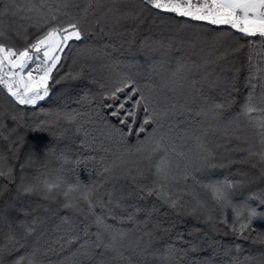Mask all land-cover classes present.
Masks as SVG:
<instances>
[{
    "label": "trees",
    "instance_id": "1",
    "mask_svg": "<svg viewBox=\"0 0 264 264\" xmlns=\"http://www.w3.org/2000/svg\"><path fill=\"white\" fill-rule=\"evenodd\" d=\"M11 2L4 0L5 5ZM15 3L18 5L17 14L5 15L0 21L7 45L22 49L25 46L22 39L25 28L29 41L38 34L35 28L30 27L36 12L28 9L33 7L44 13L60 9L56 14L64 22L69 19L63 15L65 11L79 16L87 9L91 30L86 40L72 42L82 50L77 52L75 47L66 50L67 58L53 73L55 78L57 74L63 75L70 70L78 72L82 67L83 78L55 85L50 83L49 97L35 107L16 105L22 109L18 113L13 110L14 101L0 88V111L5 114L2 131L7 137L0 139V155L3 157L0 166L5 172L12 169L11 177L0 178L7 185L0 199V245L8 244L10 228L16 233L21 231L18 222L39 217L42 222L37 225L29 243L40 249L44 264H99L101 260L109 264H127L126 260H114L115 252L100 255L104 252L102 245L110 237H116V247L132 260V264H177V261L179 264H234L237 258L243 260L244 257L253 258L245 264H264V245L236 239L230 232L225 235L228 229L223 225L218 226V231H213L203 217L196 219L185 215L183 208L177 211L157 195H149L147 189L158 187L151 174L138 179L137 183L120 173L105 174L107 179L97 175L102 170L99 163L102 157L107 164L118 149L124 151L117 129L126 127L118 118L111 116V109L101 107L102 103L110 102L100 99L104 91L102 84L110 86L120 76L128 75L141 87L147 86L146 91L152 89L149 95L153 106L158 111L168 112L161 118L160 131L166 134L169 142L175 143L177 152L195 158L198 145L214 147L225 142L216 130L219 127L217 112L222 111L229 120L239 116L242 105L253 92L256 103H259L260 83L264 81L258 83L254 73L257 64L264 63L256 55L264 56L261 45L257 42L251 46L253 57L250 66L246 40L240 41L246 44L241 53L219 59L225 47L217 42V36L226 29L190 21L172 13H159L158 10H152L151 14L143 13L136 20L115 18L114 13L135 15L139 8L136 0H74L67 9L61 7V0H15ZM28 16L33 20L27 19ZM236 35L239 36L238 33ZM178 62L191 71L174 76ZM249 76H252L255 87L248 85ZM233 83L236 85L232 92L233 102L222 110L216 109L214 105L225 103ZM56 110L75 111L80 115L75 123L61 122L58 128L34 130L40 113ZM9 114L19 117V126L8 118ZM143 116V111L138 113L137 123ZM152 127L155 125L149 126V131ZM235 135L258 142L259 129L244 121L235 130ZM13 140L17 144L10 150ZM128 142L136 144L137 137H128ZM85 143L89 146L85 147ZM236 143L234 140L233 145ZM235 155L240 157L244 154ZM127 159L134 161L136 157ZM176 159L183 171L184 159ZM61 165L69 183L78 180L82 185L96 189L93 199L100 197L105 207H96L95 211L110 227L98 228L95 218L88 212V204L82 199L79 200V209L73 210L62 207L65 202L62 196L46 200L18 190V186L27 183L38 169ZM197 179L202 183L251 180L252 183L235 199L247 201L258 212H264V206L258 201L248 200L250 195L264 190V179L250 164H228L197 174ZM198 187L189 176L186 184L173 182L164 190L182 195L195 192ZM180 203L184 208H190L194 201L191 196L183 195ZM24 212L29 215L25 217ZM254 228L264 231V221L254 222ZM71 237H78V240L69 244ZM193 245L197 250L189 251ZM237 245H240L239 249Z\"/></svg>",
    "mask_w": 264,
    "mask_h": 264
},
{
    "label": "snow or ice",
    "instance_id": "2",
    "mask_svg": "<svg viewBox=\"0 0 264 264\" xmlns=\"http://www.w3.org/2000/svg\"><path fill=\"white\" fill-rule=\"evenodd\" d=\"M73 2L74 0H61V7L67 9ZM136 3L139 8L135 15L128 12L114 13L115 18L131 17L136 20L143 13L151 14L152 10H158L159 13H172L190 21L203 22L226 29L217 36V42L225 47V51L219 59L241 53L246 44L240 41L246 40L249 48L250 66L253 57L251 46L258 42L264 49V0H136ZM17 10L18 5L15 0H12L8 5L4 4V0H0V21L5 15H16ZM28 11L36 12L35 21L30 24V27L35 28L38 34L29 41L27 28H25L22 37L25 46L22 49L5 44L6 33L0 27V88L6 89L7 94L14 101L13 110L17 113L22 109L16 108V105L35 107L38 102L49 97L50 83L55 85L83 78L82 67L78 72L74 73L70 70L63 75L57 74L55 78L53 73L58 71L62 60L67 58L66 50H71L73 47L77 52L82 50L81 46H74L72 42L86 40L91 30L87 22V9L79 16L65 11L63 15L69 17L67 22L62 21L56 14L60 9L44 13L33 7ZM26 18L30 21L33 20L31 16ZM256 55L260 60H264V56H261L260 53H256ZM185 71H191V69L182 62H178L173 75H180ZM254 75L258 77V83L264 81V63L257 64ZM247 83L250 87H255L252 76H249ZM101 88L104 89L100 96L101 101H110L106 105L102 103L101 107L111 109V116L118 118L120 124L126 127L117 129L124 151L121 152L118 149L107 164L104 163L102 157L99 161L102 170L97 175L107 179L105 174L120 173L133 183H137L138 179L146 178L147 174H151L155 177L154 183L158 187L155 190L147 189L149 195H157L165 204L177 211L183 208L185 215H192L196 219L203 217L204 222L213 231H218V226L223 225L228 229L224 233L225 235L230 232L236 239L252 240L253 243L264 245V231H257L254 228V222L264 221V212H258L247 201L235 199L252 183L251 180L202 183L197 179V174L225 167L228 164H250L252 168L259 170L260 178L264 179V83H260L259 103H256L255 93H250L242 105L239 116L229 120L223 116L222 111L217 112L216 120L219 127L216 130L221 133L225 142L216 144L214 147L207 144L198 145L199 151L195 158L187 153L177 152L175 143L169 142L166 139V134L160 131L162 128L161 118L166 117L168 112L158 111L153 106L149 95L152 89L149 88L146 91L147 86L141 87L134 78L128 75L120 76L117 80L112 81L110 86L102 84ZM235 88L236 85L231 84L228 95L225 97V103L216 104L214 107L222 110L226 106H230L233 102L232 92ZM122 93L123 96H121ZM141 111L144 116L137 123V116ZM79 115L80 113L75 111L42 112L33 128L36 131L58 128L61 122L75 123ZM4 116L5 114L0 111V139L7 138L2 131ZM8 118L19 126V117L16 114H9ZM244 121L259 129L258 142H253L249 137L235 135V130L239 129L240 124ZM151 125H155V127L149 131ZM230 131L231 134H229ZM141 134H143V138H140ZM87 135L85 133V137ZM132 136L137 137V142L134 145L128 142V137ZM234 140L238 143L233 145ZM16 144L17 142L13 140L10 150L14 149ZM229 145L232 146L229 147ZM88 146L85 143V147ZM236 153L244 155L237 157ZM129 156H135L136 160L129 161L127 159ZM176 157L184 159L183 171H181L182 166ZM2 158L0 155V159ZM93 159L95 158L93 157ZM11 175V168L5 172L0 166V178L11 177ZM243 175L247 176V173ZM189 176H191L194 185L199 186L197 191L176 195L164 190L173 182L186 184ZM42 180L58 181L61 188L54 194L42 193L39 189V183ZM6 190L7 185L0 181V199L3 198ZM18 190L26 195L42 196L46 200H56L58 196H62L65 201L62 207L73 210L79 209V200L82 199L88 204V212L95 218L94 222L97 227H110L106 225L105 218L95 211L96 207H105L100 197L97 196L93 199L96 189L82 185L78 180L75 183H69L62 165L58 167L45 166L38 169L27 183L18 186ZM73 193L77 195H73ZM183 195L192 197L194 203L190 208H184L181 205ZM248 200L258 201L264 206V190L250 195ZM24 215L27 217L29 214L24 212ZM41 222L39 217H34L30 221L18 222L17 226L21 229L19 233L10 228L8 244L0 245V264H44L39 255L40 249L35 244L29 243V238ZM254 232L255 235H253ZM77 240L78 237H71L68 243H75ZM102 246L104 252L100 255L115 252L114 260H126L127 264H132V260L125 257L116 247V237H110L108 242ZM236 247L239 249L240 245ZM196 250L195 245L189 248V251ZM252 260V257H244L243 260L237 258L234 264H245ZM61 264H67V262H61ZM99 264H109V262L101 260Z\"/></svg>",
    "mask_w": 264,
    "mask_h": 264
},
{
    "label": "clouds",
    "instance_id": "3",
    "mask_svg": "<svg viewBox=\"0 0 264 264\" xmlns=\"http://www.w3.org/2000/svg\"><path fill=\"white\" fill-rule=\"evenodd\" d=\"M61 184L58 181L47 180V181H40L39 189L42 193H49L54 194L58 190H60Z\"/></svg>",
    "mask_w": 264,
    "mask_h": 264
},
{
    "label": "built area",
    "instance_id": "4",
    "mask_svg": "<svg viewBox=\"0 0 264 264\" xmlns=\"http://www.w3.org/2000/svg\"><path fill=\"white\" fill-rule=\"evenodd\" d=\"M6 91V89H4ZM7 92V91H6Z\"/></svg>",
    "mask_w": 264,
    "mask_h": 264
}]
</instances>
